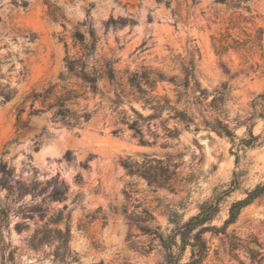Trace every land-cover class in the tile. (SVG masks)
Segmentation results:
<instances>
[{"label":"rangeland","instance_id":"rangeland-1","mask_svg":"<svg viewBox=\"0 0 264 264\" xmlns=\"http://www.w3.org/2000/svg\"><path fill=\"white\" fill-rule=\"evenodd\" d=\"M27 1V8L12 0L0 1L1 81L16 91L8 102L0 97V177L1 165L7 164L13 170V181L40 185L36 193L24 196L0 187V231L10 244L5 258L14 249L11 264H166L158 240L140 231L128 215L141 216L147 210L155 219L149 226L168 234L174 228L172 222L186 221L205 201L236 183L214 220L220 226L229 203L242 199L264 180V0H240L239 8L217 0ZM250 15L252 23L244 21ZM110 18L131 22L107 25ZM89 26L99 39L95 60H118L114 67L125 96L118 111L128 116L133 113L128 105L132 96L126 71L144 66L182 78V67L193 60L204 98L199 99L198 90L179 98L167 82L159 83L156 90L184 110L193 124L185 128L175 120L153 121L142 128L146 144H141L121 121L122 115L109 110L105 98L89 91L69 106L75 112H92L80 127L69 129L55 121L53 111L46 107L29 116L31 101L26 97L33 90L43 92L56 85L57 94L63 88L84 92L77 79L65 76L61 80L59 76L66 75V57L80 55V44L73 35L79 31L87 38ZM227 28L231 38L243 45L217 55V41L226 36ZM258 30L262 31L261 47L251 43ZM98 85L110 97L119 89L105 79ZM223 91L226 101L221 112L210 103ZM132 106L143 115L151 113L140 103L132 101ZM19 107L24 108L21 118L26 127L17 132ZM34 108L40 109L41 104L37 102ZM218 121L232 129L235 140L211 128ZM162 124L175 127L178 137L168 138ZM248 130L257 137L252 148L239 144V139L249 138ZM67 151L72 153L70 162L65 160ZM127 158L140 167L149 166L150 159L162 162L169 168L166 181L157 186L128 174L121 164ZM85 161L89 169L81 166ZM156 174L162 175L160 171ZM54 178L68 188L63 200L48 197ZM36 207L46 210L44 218L34 212ZM60 210L61 222L49 228L69 225L68 245L78 262L54 261L56 242L40 243L45 222ZM75 236L82 247L74 246ZM205 238L211 249L202 264H250L248 248L264 255V196L241 212L226 235L207 233ZM188 256L187 249L183 262Z\"/></svg>","mask_w":264,"mask_h":264},{"label":"trees","instance_id":"trees-1","mask_svg":"<svg viewBox=\"0 0 264 264\" xmlns=\"http://www.w3.org/2000/svg\"><path fill=\"white\" fill-rule=\"evenodd\" d=\"M1 1V0H0ZM251 1V0H244ZM219 3H225L231 7L239 8L240 0H217ZM236 2V3H235ZM12 3L16 6H21L22 8H27V0H12ZM247 12L251 13L249 7H243ZM254 17L250 15L248 18H244V21L252 23ZM131 22L127 19L118 18L114 20L110 18L107 21V25H119L123 26L126 23ZM235 27V26H232ZM227 28V34L222 39L218 40V47L215 48L216 54L220 55L227 52L230 48L238 49L243 44L238 40L231 38ZM76 42L80 44V55L77 57L67 56L65 59V74H60V79L64 80L66 77H73L77 79L80 84L79 87L84 90V92L79 93L74 89H65L60 94L56 93V85H49L47 89L43 92L31 91V93L26 97V100H30V113L29 116L37 115L46 110L53 111V119L61 124L72 129L75 126H82L90 120L92 112L84 109L81 112H75L70 109L69 106L74 104V102L83 97L86 91H89L92 95L99 94L102 98H105L109 103V110L116 112L118 115H122L121 121L127 125L128 129L132 131L134 137L139 138L141 144H146L143 139L142 128L144 126L149 127L153 121L159 120L161 123H165L169 120H175L182 123L185 128H189L193 124V120L186 114L184 110L177 109L170 98L167 95H158L157 85L159 83H169L175 87L177 96L180 98L181 95L185 94L187 91L191 93H196L199 91V99L205 97V90H200V84L198 83L195 75V65L194 61L191 60L187 65L182 67L183 77L177 78L175 76L169 77L164 72L153 69L151 67L142 66L139 70H134L132 72L126 71L127 79L126 85L130 88V95L132 96V101L140 103L142 109H149L151 111L148 115H143L132 106V101H128L133 115L128 116L124 110H119L124 104V90L120 87L122 84L118 83L117 72L114 65L118 60L103 59L98 58L95 60L96 49L98 45V37L94 30L88 27V37L85 38L84 34L79 31L73 35ZM229 39L233 42L230 43ZM262 31L258 30L256 35L252 39V44L257 47H261ZM99 60L102 63L97 66ZM94 63H91V62ZM66 76V77H65ZM3 78L2 73H0V97L3 102H8L16 94L14 88H10L9 83H3L1 79ZM105 79L110 86L118 87V90H114L113 96H108V93L99 88V81ZM182 89L183 92H180ZM183 93V94H182ZM217 97H213L210 107L214 110H219L223 112L224 104L226 101V93L218 92ZM39 102L41 104L40 109L34 108L35 104ZM24 113V108H17V118H16V131L19 132L23 130L26 125L22 120V114ZM163 126V124H162ZM213 130L221 135H225L231 140H235L236 136L232 129L227 124H222L217 122L215 125L211 126ZM166 136L170 139H175L178 137V130L174 127L169 129L163 126ZM117 133V130L113 131ZM248 139H239V144L244 148H252L255 146L257 137L252 134L251 130L247 132ZM93 156H89L90 160ZM65 160L67 162L72 161L71 151H67L65 155ZM149 166L140 167L136 162H133L129 158L122 160L121 164L124 169L130 175H138L144 178L149 184H155L161 186L166 181V175L169 168L163 166L162 162L157 160H149L146 162ZM153 163L155 165H153ZM81 166L85 169H89L88 161L81 163ZM143 168V169H142ZM157 171H160L162 175H157ZM1 177H0V187L6 189L10 192H17L19 196H24L26 194L36 193L38 186L40 184L36 182H31L26 184L21 181H13V170L8 168L7 164L1 165ZM164 176V177H161ZM49 184H52V190L48 194V197L52 200H63L65 198V193L67 192V186L65 183L59 182L58 178H54ZM237 184L234 183L228 190L223 191L221 194L215 196L212 199L205 201L200 207L199 211L190 216L186 221L172 222L174 228L170 230L168 234H164L160 231L159 227L152 228L149 226L150 223L154 222L153 215L147 211L142 210L141 216L128 215V220L135 225L140 231L145 234L153 235L159 242V245L164 250L166 255V264H202L210 252V246L205 238V234L210 233L212 235H226L228 227L235 224L241 214V212L251 205L256 199L264 196V180L262 183L256 185L253 189L245 192V197L239 200L232 201L229 203L227 208V217L222 222L220 226L214 224V220L220 212L221 203L225 201L227 195L236 189ZM45 188H42L43 192ZM34 212L40 214L41 218L46 215V210L41 207H36L33 209ZM62 220V211L60 210L56 216H51L47 219L44 224V233L41 242L55 241L56 246L53 251V260L57 262L65 261H76V257L69 248V238H70V227L66 223L64 228L52 227L49 225L59 224ZM254 243L261 248V245L254 241ZM36 246V245H33ZM236 247V246H235ZM232 245V248H235ZM10 248L9 243H5L1 231H0V252L2 257L0 264H11L14 261V249L9 250L8 257L5 258V251ZM188 249L189 256L187 261L183 262V256L185 251ZM176 250V251H175ZM247 255L250 264H264V255L255 250L248 248ZM68 264V263H67ZM80 264V262H78Z\"/></svg>","mask_w":264,"mask_h":264},{"label":"water","instance_id":"water-1","mask_svg":"<svg viewBox=\"0 0 264 264\" xmlns=\"http://www.w3.org/2000/svg\"><path fill=\"white\" fill-rule=\"evenodd\" d=\"M104 141L108 142L107 139H105ZM73 243H74V246H76L77 248L82 247V242H81L80 238H78L77 236L74 237Z\"/></svg>","mask_w":264,"mask_h":264}]
</instances>
